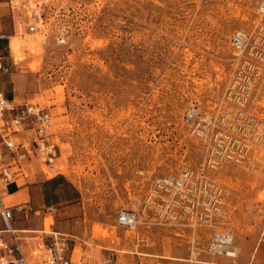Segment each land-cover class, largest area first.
<instances>
[{
  "label": "rangeland",
  "instance_id": "1",
  "mask_svg": "<svg viewBox=\"0 0 264 264\" xmlns=\"http://www.w3.org/2000/svg\"><path fill=\"white\" fill-rule=\"evenodd\" d=\"M263 1L52 0L44 30L31 33L23 17L14 26L0 0L7 73L35 83L16 101L51 111L53 168L71 182L92 227L74 259L88 263L111 248L120 264H264V142L244 163L209 172L226 189L235 257L206 251L211 227L117 224L121 209H140L154 180L204 161L206 146L191 126L219 113L237 65L233 37L257 26ZM257 93L251 111L262 117L263 85Z\"/></svg>",
  "mask_w": 264,
  "mask_h": 264
},
{
  "label": "built area",
  "instance_id": "2",
  "mask_svg": "<svg viewBox=\"0 0 264 264\" xmlns=\"http://www.w3.org/2000/svg\"><path fill=\"white\" fill-rule=\"evenodd\" d=\"M49 1L52 0H6V3L14 26L16 17H23L20 22L25 23L29 32L36 33L46 26L45 5ZM260 11L261 20L253 30L239 31L233 37L237 65L219 113L203 116L191 126L190 135L206 146L204 161L198 167L154 180L140 209L123 208L118 212L120 227L131 230L169 223L203 225L212 228L206 247L208 253L237 255L235 230L228 223L226 189L209 172L225 163H244L254 146L264 142V116L251 111L262 85L264 95V1ZM0 70L8 71L2 55ZM53 121L51 111L28 100L17 102L0 90V221L1 231L12 236V242L0 239V250L4 252L0 255V264H34L22 251L20 237L13 226L12 208L4 199L5 186L23 172L25 162L32 157H39L45 164L55 162L58 146L49 133ZM260 241H264V216ZM69 249L68 241L53 233L34 255L40 264H83L81 260L65 256Z\"/></svg>",
  "mask_w": 264,
  "mask_h": 264
},
{
  "label": "crops",
  "instance_id": "3",
  "mask_svg": "<svg viewBox=\"0 0 264 264\" xmlns=\"http://www.w3.org/2000/svg\"><path fill=\"white\" fill-rule=\"evenodd\" d=\"M4 37L0 35V52L8 46ZM7 72L0 71V90L5 91L9 98L16 100L17 94L35 87L30 74ZM55 137L52 135L51 139ZM58 152L59 148L56 160L59 158ZM40 164L39 157H32L25 162L23 172L17 174L14 180L5 186L4 195L6 204L13 211V226L20 237L22 251L34 264H40L34 253L53 233L68 241L70 249L65 252V256L72 258L77 248L80 246L86 249L85 243L92 238L91 224L85 222L81 203L77 201L75 190L67 176L53 168L56 166L54 162L43 165L51 170L49 177L43 168L40 169ZM50 218L52 224V221L47 222ZM50 224L51 230L47 231ZM2 228L3 223L0 221V239L12 242L11 234L1 231ZM3 253V250H0V255ZM97 253L89 256L88 263H85L84 259L81 261L83 264H120L119 254L115 249L107 248L106 251Z\"/></svg>",
  "mask_w": 264,
  "mask_h": 264
},
{
  "label": "bare ground",
  "instance_id": "4",
  "mask_svg": "<svg viewBox=\"0 0 264 264\" xmlns=\"http://www.w3.org/2000/svg\"><path fill=\"white\" fill-rule=\"evenodd\" d=\"M51 2L49 1V3H47L46 5H45V7L47 8L48 6H49V4H50ZM45 8V9H46ZM14 45V44H13ZM15 49H17V47H15ZM14 49V50H15ZM33 68V67H32ZM46 168V167H45ZM59 168V167H58ZM60 168H63L62 166H60ZM44 170V169H43ZM46 173H48V175H49V177H51V170H49V168L47 167V170H46ZM132 234H134V233H132ZM131 234V235H132ZM169 255V254H168ZM165 257V256H164ZM168 257H170V256H168ZM176 258V257H175ZM177 259H179V258H177Z\"/></svg>",
  "mask_w": 264,
  "mask_h": 264
}]
</instances>
